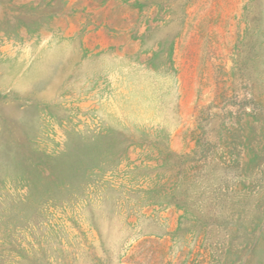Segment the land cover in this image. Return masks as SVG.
<instances>
[{"label": "rangeland", "instance_id": "rangeland-1", "mask_svg": "<svg viewBox=\"0 0 264 264\" xmlns=\"http://www.w3.org/2000/svg\"><path fill=\"white\" fill-rule=\"evenodd\" d=\"M0 264H264V0H0Z\"/></svg>", "mask_w": 264, "mask_h": 264}]
</instances>
